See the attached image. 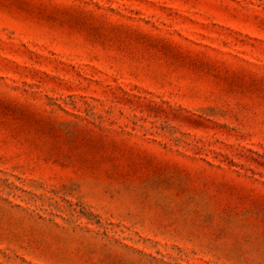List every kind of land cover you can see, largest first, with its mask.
<instances>
[{
    "label": "rangeland",
    "instance_id": "374dc122",
    "mask_svg": "<svg viewBox=\"0 0 264 264\" xmlns=\"http://www.w3.org/2000/svg\"><path fill=\"white\" fill-rule=\"evenodd\" d=\"M0 264H264V0H0Z\"/></svg>",
    "mask_w": 264,
    "mask_h": 264
}]
</instances>
